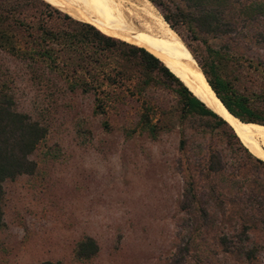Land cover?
<instances>
[{"label": "rangeland", "instance_id": "rangeland-1", "mask_svg": "<svg viewBox=\"0 0 264 264\" xmlns=\"http://www.w3.org/2000/svg\"><path fill=\"white\" fill-rule=\"evenodd\" d=\"M43 1L111 35L95 0ZM114 2L141 35L183 44L208 75L255 103L264 88L257 71L264 68V0H230L224 35L194 33L182 22L176 34L149 0ZM0 72L15 110L46 130L28 156L33 172L1 184L0 264H264V161L231 129L237 140L183 109L173 86L148 92L163 113L152 140L137 125L133 99L102 116L93 113L91 93L68 91L44 69L0 55ZM209 152L222 160L218 173L206 170ZM86 238L97 252L77 259Z\"/></svg>", "mask_w": 264, "mask_h": 264}, {"label": "trees", "instance_id": "trees-1", "mask_svg": "<svg viewBox=\"0 0 264 264\" xmlns=\"http://www.w3.org/2000/svg\"><path fill=\"white\" fill-rule=\"evenodd\" d=\"M149 1L160 10L162 20L176 34L179 22L194 33L224 35L231 30V24L225 20L230 0ZM252 7L260 10L261 4ZM252 7L243 10L251 12ZM70 18L43 0H0V55L25 62L31 70L41 68L52 73L70 92L91 93L94 114L104 116L108 108L124 98L135 100L139 104L137 125L152 140L162 133L163 113H158L148 102V92L173 86L183 109L211 119L215 127L224 128L237 140L228 124L193 96L156 56ZM259 38L264 44V33ZM196 64L231 115L247 125L264 126V88L255 94L254 103L217 74L208 75L198 62ZM257 71L264 76V68ZM45 133L44 127L15 110L7 81L0 72V202L4 181L33 172L34 163L28 156ZM178 146L182 149L183 141ZM205 167L210 173L220 172L223 169L220 156L209 152ZM1 217L0 207V228ZM243 238L246 240V235ZM220 242L224 243V238ZM96 252V244L86 238L77 244L75 257L88 259Z\"/></svg>", "mask_w": 264, "mask_h": 264}, {"label": "bare ground", "instance_id": "bare-ground-1", "mask_svg": "<svg viewBox=\"0 0 264 264\" xmlns=\"http://www.w3.org/2000/svg\"><path fill=\"white\" fill-rule=\"evenodd\" d=\"M94 5L102 15V23L108 33L160 59L199 101L228 124L253 156L264 161V126L247 125L224 109L183 44L173 39L170 45H161L141 35L127 23L114 0H95Z\"/></svg>", "mask_w": 264, "mask_h": 264}, {"label": "water", "instance_id": "water-1", "mask_svg": "<svg viewBox=\"0 0 264 264\" xmlns=\"http://www.w3.org/2000/svg\"><path fill=\"white\" fill-rule=\"evenodd\" d=\"M170 72V71H169ZM214 94V93H213ZM214 96H215V94H214ZM216 97V96H215ZM217 98V97H216ZM219 101V100H218ZM220 102V101H219ZM220 104H221V102H220ZM222 105V104H221ZM223 106V105H222ZM224 107V106H223ZM225 109V108H224ZM226 110V109H225ZM227 111V110H226ZM228 112V111H227ZM226 123V122H225Z\"/></svg>", "mask_w": 264, "mask_h": 264}]
</instances>
